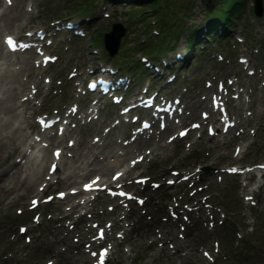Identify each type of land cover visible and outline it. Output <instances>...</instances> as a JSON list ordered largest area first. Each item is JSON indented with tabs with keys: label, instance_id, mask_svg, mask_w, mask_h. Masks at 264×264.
Returning a JSON list of instances; mask_svg holds the SVG:
<instances>
[{
	"label": "rangeland",
	"instance_id": "obj_1",
	"mask_svg": "<svg viewBox=\"0 0 264 264\" xmlns=\"http://www.w3.org/2000/svg\"><path fill=\"white\" fill-rule=\"evenodd\" d=\"M93 1L97 6L87 16L90 21L81 22L82 30L73 37L62 30L60 18L79 13L84 6L81 0H9L17 2L10 6L11 13L19 9V2L24 12L4 30L1 42L5 33L20 35L38 28L48 32L33 49L36 57L30 70L19 61L30 60L32 49L0 56V72L9 68L18 73L17 81L26 84L18 90L17 99L10 98V103L32 98L29 106L18 107L15 123L25 132L30 160L42 164L44 173L49 164L50 168L41 179H35L29 168L24 170L23 175L33 177V195L22 187L9 193L0 187V264H97L100 250L106 252L110 264H264V21L253 15L254 0H246L227 37L219 42L203 40V48L196 43L183 65L176 62L167 68V73L174 75L169 82L151 77L140 60L148 44L163 35L165 28L156 23L178 27L177 31L168 30L172 33L170 51L183 52L188 50L190 35L201 31L207 14L214 12L215 0H169L168 15L150 10L146 22H158L147 29L138 27L132 6ZM6 6V0H1L0 13ZM171 16L177 19L167 24L166 17ZM115 22L127 26L119 48L124 44V62L130 61L131 66L123 63V67L141 72L138 83L130 71H121L129 75L131 94L157 103L178 97L183 123L170 119L171 127L161 129L155 121V127L147 131L143 122L150 116L141 109L124 113L123 102H110L95 92L88 94L86 79L93 71L116 63L115 55L103 54V41H97ZM4 24L0 19V26L5 28ZM43 54L53 61L40 62ZM1 85L0 98L5 99L9 91L7 84ZM217 97L226 103L238 125L223 133L212 126L214 132L209 133L208 114ZM66 112L74 115L66 137L59 136L53 143L41 138L36 121ZM59 125L61 135L64 126ZM180 125L186 127L184 136L177 134ZM89 139L99 146L87 147ZM70 142H74L71 147ZM135 144L142 148L121 154L113 171L106 176L94 174L99 162L114 159L109 151L125 152ZM45 145L53 149L49 160L44 159ZM57 149L62 153L59 159L54 155ZM16 152L0 143V171L18 156ZM66 160L67 166L86 167L88 177H100L98 185L104 190H86L57 200L60 191L82 185L78 183L83 178L80 174L76 182L57 181L64 176L61 170ZM52 164L60 165V172H50ZM206 166L209 171L202 170ZM109 189L128 195L113 196ZM33 200L38 201L36 207Z\"/></svg>",
	"mask_w": 264,
	"mask_h": 264
},
{
	"label": "bare ground",
	"instance_id": "obj_2",
	"mask_svg": "<svg viewBox=\"0 0 264 264\" xmlns=\"http://www.w3.org/2000/svg\"><path fill=\"white\" fill-rule=\"evenodd\" d=\"M16 3L17 2H14L13 5H15ZM19 3H18L19 9L16 10L14 13H11L10 6L12 2L9 5H7L5 9L0 13V19L3 18L5 22L4 24L5 28L0 26V39L2 37L4 30L9 27H12L13 22L20 15V12L21 13L24 12L21 10V4ZM31 36H34V35H30V37ZM19 37L25 38V34H20ZM26 38H28V36ZM23 42H27L28 44V40L23 41ZM23 42L16 43V47L26 48L28 50V47L24 46ZM4 49H5L4 45L0 41V56L2 57L8 56V53ZM13 53L17 54L16 51H14ZM33 56H34V52L30 54V60H25V59L20 60L19 63L21 64V67H23L26 70H30V65L33 63ZM17 77H18V73L11 71L9 68H6L0 72V88L2 86L1 84L5 83V85L7 84L6 90L9 91L5 99L0 98V143H1V146L5 149L10 148L12 150H17L16 154L18 155L17 157H15V159L13 158L14 160L10 161L0 171V181L2 182L0 184V187H3L5 189V192L7 193H9L11 190H14V189L17 190L22 187L21 189H23L24 192L32 193L31 195H33L34 193H36L34 181H32L33 177H35V179L44 178L45 174L49 172L50 164L47 166L46 173H44L45 167L42 164L35 165V162H32V160H30L29 156L27 155L28 147L26 146L25 132H23V128H21L19 124H16L15 121L17 120V118H19V115H20L19 111L17 110L18 107L22 105L29 106L32 98L26 97L23 99L22 103H18L16 101V99L19 97L18 90L21 89L22 87L26 88V84L23 83L19 79L17 81ZM15 82H18L19 87L15 86L16 84ZM38 90H41V86L38 87ZM13 97H16L15 102L10 103L11 101L10 98H13ZM202 121L204 120L201 119V123ZM70 124L71 122L67 121L65 131L62 135H60L62 136L63 139L66 137L67 132H70L71 130L69 128ZM37 126H38L37 130L40 132V134H42L45 138L51 140L50 143H53L59 136L56 134L58 133V121L51 122L52 129H49V130H46V127H43V126L40 127L39 125ZM169 126L171 127V125ZM199 128H201L200 125H199ZM95 131H98V130L95 129ZM85 145L89 148L93 145L99 146L90 139L88 142H86ZM141 148H142L141 144H135L129 147L128 149H126L125 152L109 151V153L111 154L110 156L114 157V159L110 160V158H107L108 160H105L104 162L103 161L99 162V164L95 167V171H97L98 173H94V174L106 176L109 173V171L110 170L113 171V168L117 165V163H119V161L121 160V158H119L121 154L122 155H127L128 153L131 154L135 151H139ZM49 152L50 154H52L53 149L51 148L50 150L48 148V145H45V150H44L45 160L46 159L49 160L50 158H52ZM66 163H69V161L66 160L63 162V165H62L63 170H61V166L58 165L57 170L59 172L61 170V173H63L64 176L62 178H58L57 181L61 182L62 184H65L68 181L76 182L75 177L78 174H80V176L83 178L78 183L82 185L81 187H77L73 189L75 191L67 192L63 198H60V196L58 195L57 200L59 201L64 198L68 199V198L77 196L81 193H85L86 190L84 188V184L88 182L90 183L93 180L92 178L94 177L93 175H92L93 177L92 176L88 177L90 173H89V170L86 171V167L82 168L80 164H76L74 166L73 163H72L73 166H67ZM28 168L31 170V174L33 175V177L32 175L31 176L23 175L24 170L25 169L28 170ZM76 203L78 204L79 201ZM73 207H75V205H73Z\"/></svg>",
	"mask_w": 264,
	"mask_h": 264
},
{
	"label": "trees",
	"instance_id": "obj_3",
	"mask_svg": "<svg viewBox=\"0 0 264 264\" xmlns=\"http://www.w3.org/2000/svg\"><path fill=\"white\" fill-rule=\"evenodd\" d=\"M84 2L83 9L80 10L82 12H87L89 11L92 6L94 5V1L89 0H82ZM113 3H128L135 5L137 2L140 0H111ZM144 3H151V8L152 10L159 11L161 14H166L168 11H170V1L168 0H143ZM217 1V0H216ZM220 2V3H218ZM218 7L215 9V11L209 15L210 19H208V33H213L214 35H217V28L222 29V34L224 35L227 31L228 28L233 24L234 22V15L240 14L243 5L245 4V0H218ZM166 5L165 8H162L161 6ZM220 6V7H219ZM160 9H163L162 11ZM149 10L147 8H135L132 7V17L137 18L138 21L141 23H144L145 26H149V22L146 23L147 15H148ZM161 17V16H160ZM171 20L167 18V24H170ZM166 26L163 25V27ZM161 45V43H160ZM157 44L156 46L161 47L160 49L163 50V47L167 45V43L164 42L163 45L160 46ZM190 46L192 45L189 44ZM167 47V46H166ZM164 47V48H166ZM124 50L120 52V54L123 53ZM119 58H123L121 55H119Z\"/></svg>",
	"mask_w": 264,
	"mask_h": 264
},
{
	"label": "snow or ice",
	"instance_id": "obj_4",
	"mask_svg": "<svg viewBox=\"0 0 264 264\" xmlns=\"http://www.w3.org/2000/svg\"><path fill=\"white\" fill-rule=\"evenodd\" d=\"M7 44H8L9 47H11L12 49H15V48H16V43L12 40L11 37H9V38L7 39ZM229 83H231V81H229ZM72 111L75 112L76 110L73 109ZM143 126H144L145 128H149V127H150V125L147 124L146 122L144 123ZM73 127H75V125H73ZM160 127L163 128L164 125L161 124ZM193 127H199V125H193ZM60 132H61V133L63 132V129H62V128L60 129ZM184 135H186L185 132H181V133H180V136H184ZM98 141H99V138H97L96 142H98ZM73 143H74V142H70V143H69V146L71 147V146L73 145ZM54 155H55V157H56L57 159H59V158L61 157L62 153H61V151H60L59 149H57V151L54 153ZM69 155H70V154H69ZM141 159H142V158H141ZM133 163H136V161H134ZM262 167H264V166H262ZM57 169H58V165H57V164H52V165H51L50 172L55 173V172L57 171ZM231 171L236 172V171H238V170H237V169H232ZM118 177H119V174H117L116 176H114L113 179L116 180V179H118ZM99 180H100V177L97 176V177H96L95 179H93L90 183H88V184H86V185L84 186V187H85V190H88V191H93V190H95V191H103L104 189H101V188H99V187L94 188V185H98ZM170 183H171V182H170ZM41 190H43V189H41ZM73 191H75V190H73ZM108 191H109V193H110L111 195H113V196L119 195V196H121V197H125V196L128 195V194H126V193H124V192L115 193V192H112L110 189H109ZM64 195H65L64 193H59L60 198H63ZM52 199H53L52 197H48V200H52ZM249 199H250V198H249ZM37 203H38V201L33 200V201H32V206H33V207H36V206H37ZM141 203H142V202H141ZM94 227H95V226H94ZM20 231H21V232H24L25 230H24V229H21ZM100 238H101V239L104 238V232H103L102 229L100 230ZM92 255L95 256L96 253L93 252ZM205 255H207V253H206ZM103 261H104V264H106V262H107V254H105V257L103 258Z\"/></svg>",
	"mask_w": 264,
	"mask_h": 264
},
{
	"label": "water",
	"instance_id": "obj_5",
	"mask_svg": "<svg viewBox=\"0 0 264 264\" xmlns=\"http://www.w3.org/2000/svg\"><path fill=\"white\" fill-rule=\"evenodd\" d=\"M255 12L259 16L262 14V0H256ZM125 30L126 29L122 24L116 23L113 25V28L110 32L105 33V45L111 54L117 50L120 37L124 34ZM205 169L208 168L206 167Z\"/></svg>",
	"mask_w": 264,
	"mask_h": 264
}]
</instances>
